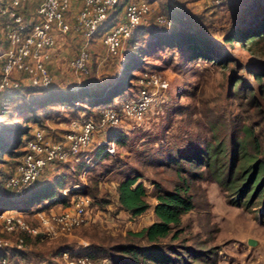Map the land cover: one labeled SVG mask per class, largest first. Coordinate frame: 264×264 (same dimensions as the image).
I'll use <instances>...</instances> for the list:
<instances>
[{
	"label": "rangeland",
	"instance_id": "1",
	"mask_svg": "<svg viewBox=\"0 0 264 264\" xmlns=\"http://www.w3.org/2000/svg\"><path fill=\"white\" fill-rule=\"evenodd\" d=\"M148 1L151 3L149 16H152L159 10V0ZM191 1L168 0L175 6L181 2L189 6ZM197 1L194 9L204 12L208 33L219 44L218 52L225 56L223 64L193 55L191 49L184 46L173 53L163 49L148 54L134 53L132 55L138 68L132 70L130 66L125 68L124 64L128 54L127 39L118 55L111 57L106 54L99 36L91 40L89 45L88 74L78 75L65 67L66 59L77 49L78 36L74 34L72 40L76 38V41L70 43L67 40L69 44L64 45V55L51 73L52 81L48 87L0 93V125L18 129L20 139L25 138L34 127L42 128L47 135L57 138L59 132L66 130L71 119L82 118L92 107L79 102L77 104L84 106L85 110L64 106L56 100V90L69 88L75 92L77 89L72 87L76 88L80 84H87L88 89L97 85L106 86L116 80V76L122 77L129 73L125 81L119 83L123 91L113 96L112 102L107 104L116 106L120 101L134 97V78L137 79L144 71L157 72L168 81L165 92L167 99L161 107H152L136 127L131 128V123L123 121L122 125H127L128 130L122 127L110 129L108 138L115 137L114 153L98 157L82 181L74 172L77 161L67 162L68 166L64 162L57 169H43V176L13 198H9L11 196L0 187V194L9 198L0 200V208L4 204L13 206L20 199L29 197L30 188L41 187L64 171L71 179L76 178L78 182L88 184L91 187L88 195H94L92 198L88 196L95 201L90 206V214L94 218L92 223L75 228L64 236L29 240L27 256H13L19 264H64L62 254L59 257L56 252L58 246L75 247L81 246L83 242L86 244L90 240L100 239L106 243L107 235L110 236V242L123 240L126 231L138 230L155 218L152 212L154 184L171 189L180 184L178 174L187 178V193L193 208L181 217L178 239L164 240L171 243L181 241L188 248L199 250L201 259L194 260L196 264H264V189L261 195L257 198L254 195L246 204H236L230 200L236 193H230L229 189L217 182L210 168L183 162L184 169L179 172L174 164L166 163L168 154L175 149L191 153L195 147H201L206 142L218 139L229 142V136H239L244 125L253 130L261 146V153L257 156L264 159V90L255 89L251 94L253 101H248L245 95V91L253 88L254 84L249 72L264 69V38L255 45H249L247 41L243 44L237 41L227 44L221 40L232 26L244 25L247 20L253 19L254 10L261 0H223L218 5H213L211 0ZM103 23L98 26L99 29ZM147 26H152L150 19ZM145 42L144 38H139L133 46H145ZM230 77H241L247 83L245 88L237 92L238 95L233 93L228 83ZM99 140L95 139L94 143ZM21 148L19 146L17 150ZM0 156V167L12 161L7 153ZM125 170L138 175L136 181L145 185V200L149 204L145 211L134 218L129 217L116 202L115 186ZM99 198L104 202H98ZM36 206L40 208L35 203L31 205V210L36 209ZM11 210L20 213L30 225L36 226L30 209ZM44 210H48L47 206ZM16 236V233L0 230V238L9 244L14 243ZM247 238L253 239L255 243L248 244Z\"/></svg>",
	"mask_w": 264,
	"mask_h": 264
},
{
	"label": "trees",
	"instance_id": "2",
	"mask_svg": "<svg viewBox=\"0 0 264 264\" xmlns=\"http://www.w3.org/2000/svg\"><path fill=\"white\" fill-rule=\"evenodd\" d=\"M127 1L116 0L113 8L102 21V23H105L100 29L97 28L91 40L99 36L102 37L111 25L121 19L122 8ZM145 1L149 2L148 0ZM158 7L157 13L148 16L146 21L136 25L127 38L126 47H128V54L124 62L125 68L129 66L132 70L138 68L137 61L132 55L134 53L148 54L160 49L173 53L180 51L184 46L190 48L193 55H199L220 64L224 63L225 56L218 52L219 44L208 33L204 12L192 10L190 5L187 6L182 2L175 6L170 4L168 0H159ZM254 12L253 19L247 20L244 25L232 26L222 35L221 40L227 44H231L233 41H237L240 44L246 41L249 45L257 44L258 40L264 38V0H261V4L255 8ZM158 14L164 18V22L159 23L155 20V16ZM149 19L152 21L151 27L147 26ZM139 38L145 39V46H133ZM249 74L254 84L253 88L245 91V95L248 96V101H253L252 92L255 89L261 92L264 90V69L252 70ZM128 76L129 73L122 77L116 76V80L106 86H98L96 83L97 86L95 88L88 89L87 84H80L76 88L75 86L72 87L77 89L75 92L69 88H65L62 91L56 90V100H59V103L64 106L81 110L86 108L77 103H85L87 106L92 107L90 111L86 110L89 112L85 116L95 119L98 111L108 107L107 104L112 102V97L123 91V86H119V83L125 81ZM134 81V85L137 87L136 77ZM228 83L236 95L247 84L241 77H230ZM30 87L42 89L48 86L40 87L22 84L9 90L23 92ZM166 99L159 104V107L166 102ZM27 101L25 100V102ZM41 105L42 102H40L39 106ZM32 129L25 138L20 139V131L18 129L9 128L4 124L0 125V155L7 153L12 159V161H8L5 164L1 163L0 167V187L3 192L11 196L9 198H13L26 188L13 192L3 187L2 180L22 154L24 142ZM109 133L110 130L108 131ZM8 139H10V142H7ZM19 146H22L21 150H17ZM181 150L177 151L175 149L174 152H170L166 163L174 164L176 171L179 172L184 169L183 162L189 165L210 168L213 178L217 182L229 189L230 193H236L234 197H230V200L234 203L244 205L249 201V198L254 195L257 198L262 194L264 189V159L257 156L258 153H261L260 142H258L249 126L244 125L242 133L237 137L230 135L229 142L219 141L218 139L206 142L201 147H195L191 153H188V151L182 152ZM61 165L62 163H57L52 169H57ZM80 165L81 162L78 161L74 167L75 173H78ZM65 173L61 171L55 175L53 181L45 182L41 187L30 188L31 192L28 198L20 199V202L13 206L4 204L0 211L7 209L25 211L30 209L29 212L31 213L33 210L30 207L35 203L36 205L42 204L40 207L44 209L48 204L56 202L66 206L75 195L89 196L88 193H91V187L88 184L78 182L76 178L71 179V176ZM178 177L180 184H176L171 189H165L154 184L155 203L152 206V212L155 218L148 224L135 231H126L123 240L120 241L110 242V236L107 235L106 243H102L100 239L99 241L90 240L83 246H58L56 252L59 257L63 252H66L67 259L72 261V264H78L77 258L82 256L88 258L89 264H196L194 260L201 259L199 250L188 248L181 241L180 243H171L164 240L166 238L168 240L178 239V233L181 230L179 228L181 217L193 208L191 197L187 193V178L179 176V174ZM137 178V174L125 170L122 179L115 186L117 206L125 210L131 218L138 216L149 206L145 200V185L141 181H136ZM72 184H77V186L70 187ZM63 188H67L64 194L61 192ZM92 197H94L93 194ZM9 198H5L0 194V200ZM44 201H47V203H44ZM93 201L91 199L90 206L95 202ZM97 201L104 202L101 198ZM38 207L36 206V208ZM26 220L31 222L30 219ZM31 239L39 241L37 236H24L26 246L23 249H16L11 246L0 248V258L4 257V264H19L16 257L13 258V256L21 258L27 256L26 251L29 249L27 242L31 241Z\"/></svg>",
	"mask_w": 264,
	"mask_h": 264
},
{
	"label": "built area",
	"instance_id": "3",
	"mask_svg": "<svg viewBox=\"0 0 264 264\" xmlns=\"http://www.w3.org/2000/svg\"><path fill=\"white\" fill-rule=\"evenodd\" d=\"M27 1L0 0V93L22 84L49 86L52 81L47 67L50 52L57 46L56 35L63 36L67 32L78 36V45L75 53L66 59L65 67L72 73L86 74L91 37L116 3V0H79L76 11L69 18L70 0H34V9L26 17L22 6ZM222 1L211 0L215 5ZM150 11L149 2L145 0H128L124 4L121 19L101 37L108 56L118 55L132 29L144 22ZM155 20L164 22L159 14ZM136 84L134 97L100 109L95 119L89 116L71 119L57 138L34 127L24 142L22 154L4 175L3 187L17 192L33 182L43 169H51L63 162H81L77 174L82 181L98 157L114 153V139L108 138L111 128L128 130L127 125H122L123 121L131 123V128L138 126L147 111L155 106L159 108L166 99L168 81L157 72L144 71L136 79ZM98 131L104 134L94 143V134ZM90 201L87 195H75L68 205L57 211L36 208L31 213L36 226L27 223L20 213L11 209L0 211V230L17 234L13 244L0 238V248L23 249L26 246L24 236H64L75 228L90 224L94 221ZM62 256L64 264H72L66 252ZM4 262L1 257L0 264ZM77 263L90 262L82 256L77 258Z\"/></svg>",
	"mask_w": 264,
	"mask_h": 264
},
{
	"label": "crops",
	"instance_id": "4",
	"mask_svg": "<svg viewBox=\"0 0 264 264\" xmlns=\"http://www.w3.org/2000/svg\"><path fill=\"white\" fill-rule=\"evenodd\" d=\"M35 1L34 0H28L23 6H22V10L24 12V14L26 15V17L30 16L31 12L34 9L35 6ZM198 1L197 0H193L191 1L189 4L191 6L192 10H198L197 8L194 9V7H196ZM79 5V0H70V7H69V18L71 17V15L76 11L77 7ZM150 8H151V3L149 2ZM150 14V13H149ZM149 16V15H148ZM146 21V20H145ZM57 37V46L50 52V57L47 63V67L49 70L50 75H52L51 73L55 71V68H57V64L59 62V59L64 55V45L69 44L68 41L70 43H74L76 41V38H74L72 40V38L74 37V33H70L67 32L66 34H64L63 36H58ZM97 38H93L92 40H95ZM68 40V41H67ZM67 41V42H66ZM52 77V76H51ZM58 134V133H57ZM61 134V132H59V135ZM103 131H98L94 134V140L97 139L99 140L103 135ZM46 171V170H45ZM47 172V171H46ZM40 176H43V174H41ZM74 184H72L70 187H72ZM63 190H67V188H64L61 190L62 194H64ZM44 203H47V201H44ZM155 203V202H154ZM40 205V204H39ZM42 205V204H41ZM40 205V206H41ZM63 205L59 202L56 203H52V204H48L47 208L48 209H53L55 211L59 210ZM125 211V210H123ZM126 212V211H125ZM127 213V212H126Z\"/></svg>",
	"mask_w": 264,
	"mask_h": 264
},
{
	"label": "water",
	"instance_id": "5",
	"mask_svg": "<svg viewBox=\"0 0 264 264\" xmlns=\"http://www.w3.org/2000/svg\"><path fill=\"white\" fill-rule=\"evenodd\" d=\"M246 242L250 245H253L255 243L254 240L251 238H247Z\"/></svg>",
	"mask_w": 264,
	"mask_h": 264
}]
</instances>
